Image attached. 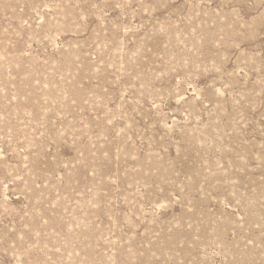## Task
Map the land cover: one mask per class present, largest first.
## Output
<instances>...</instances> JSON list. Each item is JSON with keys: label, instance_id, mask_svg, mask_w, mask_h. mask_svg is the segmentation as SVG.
<instances>
[{"label": "rangeland", "instance_id": "374dc122", "mask_svg": "<svg viewBox=\"0 0 264 264\" xmlns=\"http://www.w3.org/2000/svg\"><path fill=\"white\" fill-rule=\"evenodd\" d=\"M0 264H264V0H0Z\"/></svg>", "mask_w": 264, "mask_h": 264}]
</instances>
